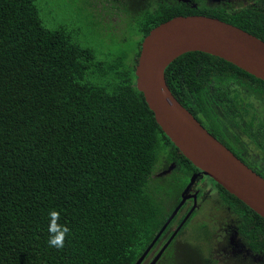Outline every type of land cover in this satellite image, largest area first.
Listing matches in <instances>:
<instances>
[{
	"label": "trees",
	"instance_id": "16d2710c",
	"mask_svg": "<svg viewBox=\"0 0 264 264\" xmlns=\"http://www.w3.org/2000/svg\"><path fill=\"white\" fill-rule=\"evenodd\" d=\"M102 7L110 44L98 55L66 28L47 27L36 0H0V264H135L199 172L136 87L144 36L176 15L199 14L264 41L260 6L231 12L204 0H109ZM112 13L123 16L119 31L110 27ZM165 79L209 132L264 177V80L203 51L176 57ZM223 115L252 140L258 151L252 159L232 144L239 138L227 133ZM170 165L168 175H155ZM208 178L238 217L247 248L263 254L264 218ZM52 209L70 229L59 250L47 243ZM194 214L154 264H218L212 232L205 223L191 224ZM184 217L176 213L148 253ZM189 225L192 241L179 236Z\"/></svg>",
	"mask_w": 264,
	"mask_h": 264
},
{
	"label": "water",
	"instance_id": "95a60500",
	"mask_svg": "<svg viewBox=\"0 0 264 264\" xmlns=\"http://www.w3.org/2000/svg\"><path fill=\"white\" fill-rule=\"evenodd\" d=\"M189 51H203L223 58L264 80V41L216 17L176 15L159 23L144 36L135 66L136 87L142 92L162 131L202 174L264 218V177L209 132L177 100L166 82L165 68L176 57ZM181 205L182 200L135 264L141 263Z\"/></svg>",
	"mask_w": 264,
	"mask_h": 264
},
{
	"label": "rangeland",
	"instance_id": "374dc122",
	"mask_svg": "<svg viewBox=\"0 0 264 264\" xmlns=\"http://www.w3.org/2000/svg\"><path fill=\"white\" fill-rule=\"evenodd\" d=\"M106 1V2H105ZM171 1V0H170ZM210 6H224L231 12H236L245 7L260 6L264 10V0H204ZM40 7V17L43 23L49 28L63 27L70 33L75 42L91 47L99 55L105 45L110 43L105 40L101 30L100 12L104 4L109 0H36ZM105 17L104 21H107ZM110 27L115 26L119 31L125 25L123 16H116L113 13L109 18ZM98 24V25H97ZM109 29V28H108ZM106 33V30H103ZM250 94L249 92H247ZM260 100L258 94L253 95ZM225 128L228 133H236L241 137L245 147L246 156H256L258 151L250 138L242 134L233 123L222 116ZM227 131V130H226ZM172 165L155 175H168ZM212 181L202 173L191 176L187 186L181 193L182 205L177 211V217L187 216L194 211L191 224L205 223L212 232L210 246L212 258L218 264H264V253H251L236 231L238 217L234 215L229 207L222 202L218 196L217 189ZM177 226L171 228V235L176 231ZM193 225H189L179 235L188 240H193ZM170 237L167 239L169 240ZM164 243H159L147 254L141 264H152L160 253Z\"/></svg>",
	"mask_w": 264,
	"mask_h": 264
},
{
	"label": "clouds",
	"instance_id": "9594fccd",
	"mask_svg": "<svg viewBox=\"0 0 264 264\" xmlns=\"http://www.w3.org/2000/svg\"><path fill=\"white\" fill-rule=\"evenodd\" d=\"M48 240L50 248L57 250L62 249L65 245V240L70 233V229L66 224L60 222V213L52 209L48 213Z\"/></svg>",
	"mask_w": 264,
	"mask_h": 264
},
{
	"label": "flooded vegetation",
	"instance_id": "af4514ba",
	"mask_svg": "<svg viewBox=\"0 0 264 264\" xmlns=\"http://www.w3.org/2000/svg\"><path fill=\"white\" fill-rule=\"evenodd\" d=\"M239 130V129H238ZM239 131H241V130H239ZM229 131H227V133H228ZM242 132V131H241ZM229 135H231V134H233V133H228ZM236 134V133H235ZM242 134H244L243 132H242ZM228 135V136H229ZM237 136H238V138H239V141H234L233 142V140H232V144H235V145H238V147L239 148H241L242 149V153L244 154V152H245V147H244V145H243V143H242V141H241V137H239V135L238 134H236ZM245 135V134H244ZM246 136V135H245ZM245 155V154H244ZM250 159H252V157H250ZM198 173H201L200 171L198 172ZM206 176V175H205Z\"/></svg>",
	"mask_w": 264,
	"mask_h": 264
}]
</instances>
